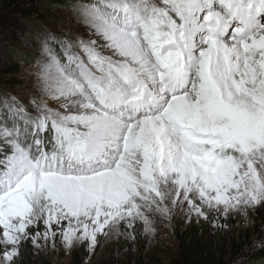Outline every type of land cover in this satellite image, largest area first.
Returning <instances> with one entry per match:
<instances>
[{
  "label": "snow or ice",
  "instance_id": "obj_1",
  "mask_svg": "<svg viewBox=\"0 0 264 264\" xmlns=\"http://www.w3.org/2000/svg\"><path fill=\"white\" fill-rule=\"evenodd\" d=\"M50 2L80 27L37 21L36 54L13 58L33 89L0 87V264L90 259L176 216L250 223L264 209V0Z\"/></svg>",
  "mask_w": 264,
  "mask_h": 264
},
{
  "label": "rangeland",
  "instance_id": "obj_2",
  "mask_svg": "<svg viewBox=\"0 0 264 264\" xmlns=\"http://www.w3.org/2000/svg\"><path fill=\"white\" fill-rule=\"evenodd\" d=\"M58 9L59 5L51 4L50 0H0V87H7L20 93H26L33 89L35 82L31 73L34 69L26 67L22 63H16L13 58L21 54H36L33 34L39 32L37 21L55 33H59L62 28L80 27L71 10L65 13ZM19 10H23L25 13H18ZM166 223L159 222L157 224L158 232L154 240L143 234L147 245L146 251L152 254V260L154 259L160 264H170L176 259L178 255L177 233L183 224H188L181 216H176L173 219L171 227H166ZM200 223L205 222L201 221ZM235 223L236 225H233ZM252 224V222H245L242 218L233 217L228 220L229 227L222 232L231 233L234 228L246 230L251 228ZM210 228L215 231L211 225ZM123 241V238L105 240L93 257L89 259L87 256L84 264H104L106 259L113 254L114 258L111 263L120 264L122 256L115 245L123 243ZM131 243L128 241L125 242V245ZM133 253L137 255V251H133ZM71 255L72 253L70 255L61 253L59 257H56L41 252L36 256L44 257L50 264H70ZM259 264H264V259Z\"/></svg>",
  "mask_w": 264,
  "mask_h": 264
},
{
  "label": "trees",
  "instance_id": "obj_3",
  "mask_svg": "<svg viewBox=\"0 0 264 264\" xmlns=\"http://www.w3.org/2000/svg\"><path fill=\"white\" fill-rule=\"evenodd\" d=\"M18 13L25 11L19 10ZM251 222L253 223L251 228L246 230L234 228L231 233L212 231L210 225L206 223L183 224L177 233L178 255L170 264H234L237 258H245L246 264H259L264 259V251L257 250L254 243L259 234H264V209L258 210ZM260 239L264 240V235H260ZM115 248L122 256L120 264H160L152 260V254L146 251L147 245L143 234L137 243L125 245L123 241L117 243ZM133 251H137V255H134ZM87 256L86 250L77 249L71 255L70 264H84ZM113 258L114 254L109 256L104 264H114L111 263ZM24 264L50 262L44 257L26 253Z\"/></svg>",
  "mask_w": 264,
  "mask_h": 264
}]
</instances>
